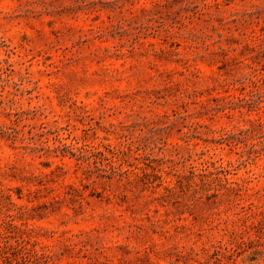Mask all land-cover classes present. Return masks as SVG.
<instances>
[{"label": "rangeland", "instance_id": "rangeland-1", "mask_svg": "<svg viewBox=\"0 0 264 264\" xmlns=\"http://www.w3.org/2000/svg\"><path fill=\"white\" fill-rule=\"evenodd\" d=\"M0 264H264V0H0Z\"/></svg>", "mask_w": 264, "mask_h": 264}, {"label": "trees", "instance_id": "trees-1", "mask_svg": "<svg viewBox=\"0 0 264 264\" xmlns=\"http://www.w3.org/2000/svg\"><path fill=\"white\" fill-rule=\"evenodd\" d=\"M12 249H14V250H18V251H19V250H22V248H12Z\"/></svg>", "mask_w": 264, "mask_h": 264}]
</instances>
